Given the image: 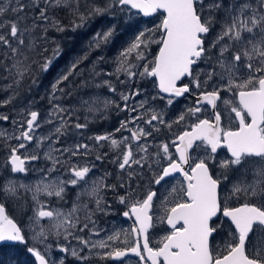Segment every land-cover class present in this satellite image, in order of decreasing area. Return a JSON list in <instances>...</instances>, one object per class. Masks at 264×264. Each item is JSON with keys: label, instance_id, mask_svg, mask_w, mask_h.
I'll return each mask as SVG.
<instances>
[{"label": "rangeland", "instance_id": "1", "mask_svg": "<svg viewBox=\"0 0 264 264\" xmlns=\"http://www.w3.org/2000/svg\"><path fill=\"white\" fill-rule=\"evenodd\" d=\"M72 5L0 0V200L10 217L26 222L25 242L47 264H121L110 256L130 238L122 213L132 204L140 207L153 193L149 241L161 248L169 236L165 219L184 187L179 178L158 181L176 160L170 140L191 124L150 78L163 15L143 19L121 5L120 13L110 10L94 25L84 18L80 26ZM195 6L208 29L198 83L208 80L230 102V88L245 90L264 72V0ZM187 111L195 120L193 107ZM13 149L26 161L25 175L12 174ZM202 151L223 179L224 200L264 199V160ZM42 209L51 217L40 218ZM251 243L264 256V230Z\"/></svg>", "mask_w": 264, "mask_h": 264}, {"label": "water", "instance_id": "2", "mask_svg": "<svg viewBox=\"0 0 264 264\" xmlns=\"http://www.w3.org/2000/svg\"><path fill=\"white\" fill-rule=\"evenodd\" d=\"M123 6L130 8L138 13L143 19H149L157 14H162L160 29L163 34L162 41L155 57L154 67L151 75L155 78L156 87L162 96L181 97L187 92L186 86H180L178 83L185 77L190 76L191 67L200 57L203 45L202 36L207 33V28L202 24L199 16L196 13L194 0H119ZM238 99L245 111L251 117L249 124L239 123V126L234 131H229L224 134V142L220 143L219 133L220 128L218 123L215 124L213 131L210 130V125L205 121H200L190 130L183 132L177 138L175 151L178 161L167 166L158 182L178 173L181 169H177L180 163L188 162V152L196 142L205 140L209 143L212 151H215L220 146L227 149L229 155L233 158H238L242 154L252 156L264 155V138L261 136L259 127L264 120V78L260 81L259 89L253 92L240 91ZM201 101L198 99L196 104ZM37 114L33 112L27 122V132L36 122ZM24 159H20L15 154L10 158V163L13 173H25ZM202 169L203 177H197L194 184L188 187V195H191L193 202L189 204L191 209H196L200 205V196H209V199L214 201L215 211L211 214L214 216L217 210V190L208 191L205 182L210 183L207 169L204 164H198L192 170V173L200 172ZM204 186V191H197L198 185ZM153 193L144 201L138 208L136 215V223L140 230L142 244L146 259L150 264H156V255L160 254L167 264V260L171 257L172 264H192L194 260L200 259L201 255L206 253L209 255L208 241L211 230L208 228L209 218H190L185 212L188 205L180 204L170 210L167 226L172 229L179 223H183L185 227L181 230H176L171 234L157 251H152L147 247L145 242V234L150 226L151 217L149 211L153 199ZM210 200L203 205L209 206ZM228 218L234 222V225L239 229L243 228L244 233H241L239 244L234 251L228 256L218 261L217 264H264L254 259H248L243 254V244L246 241L247 234L251 230L253 223H260L264 227V211L259 210L254 206H244L233 209L227 212ZM40 218L51 217V211L42 210L39 212ZM6 218V212L3 205L0 204V224ZM20 226L12 219H7L0 226V245L17 243L16 235H20ZM191 242L195 248L193 255H188V247L186 244ZM170 248L177 249L176 253L168 254ZM36 264H47L46 260L32 252ZM209 260V256H207Z\"/></svg>", "mask_w": 264, "mask_h": 264}, {"label": "flooded vegetation", "instance_id": "3", "mask_svg": "<svg viewBox=\"0 0 264 264\" xmlns=\"http://www.w3.org/2000/svg\"><path fill=\"white\" fill-rule=\"evenodd\" d=\"M196 2L197 0H194V4H196ZM195 9H196V6H195ZM201 48L203 52L201 53L200 57L196 60V63L192 65L190 76L183 78L178 83V85L180 86L181 85L186 86L187 92L181 97L164 96L167 99H175L180 104V106L183 108V111H185L184 112L185 115H183L182 117L184 119H187V117L189 116V121L191 124V125L186 124L184 127H181L182 131L179 134H177V137H173L170 140L173 143L174 151H175V146L177 144L178 136L182 134L183 132L190 130L194 125H196L200 121H205L206 123L210 125L209 128L211 131H213V137L210 136L211 138H215V135H214V130L216 127L215 124L216 122L218 123L219 128L221 130L219 133L220 138L218 140V142L220 143L224 142V134L229 131L236 130L240 122L244 124H249L251 121V117L248 115L247 111H245L244 108L242 107L240 100L238 99V93L240 91L253 92V91L258 90L260 81L264 78V72L261 74V76H257L256 74L254 77H252L249 80L250 82L248 83L245 90H234L230 88L229 91L231 92V94L228 95L230 102H228V100H224L225 91L223 89L218 88V87H211L208 80L206 81L204 86L198 83V81L203 78L206 72L205 69L201 70L199 68H196V67H203L204 65L203 59L205 57V54L207 53V48L205 45V36L203 38V45ZM102 74L103 73H99L101 77H102ZM150 78L155 81V78L151 75V73H150ZM80 92H81V89H80ZM198 99H200L203 102L196 104V101ZM192 107L194 109L193 113L195 114V116H197L195 120L193 119V115H190L187 111L188 108H192ZM226 112L230 113L231 116L227 117ZM259 129L261 132V136L264 138V120L261 126L259 127ZM24 138L26 140L28 139L26 133L24 134ZM29 140L31 141L32 139L29 137ZM205 148L208 149L210 157L218 156L220 153L221 154L226 153L227 156L231 157L226 148L220 146L215 151H212V149L209 146V143L206 142L205 140H201L199 142H196L193 145V147L189 150L188 162L185 164L179 162V166H177V169L178 168L181 169V173L172 175L168 177L167 180H165L166 182L170 180L171 178H179L180 181L183 183V187H184L181 200H179L177 204H175L169 209L167 217L165 219V224H166V220L168 219L170 210L180 204L188 205L187 208H185V212L189 214L190 218H198V217L209 218L208 223H207L209 230H211V234L209 235V241H208L209 255L205 251V253L201 255L200 259L194 260L193 258L192 264H217L218 261L228 256L232 251H234V249L237 248L239 244V240H240V235L241 233H244V229L243 228L238 229L234 225V222H232L228 218L227 212L233 209H236V208L244 207V206H254L258 208L259 210L264 211V199L255 198V199H248L247 201H243V202L223 199V196H222V188L224 185L223 179L218 178L217 170L214 167L212 160L210 159L207 160L204 157H202L203 155L202 150H204ZM11 152H12L11 156L7 159L10 164V167H11L10 158L12 157L13 154L18 156L20 159H24V158H21L20 155L17 154V152L14 149ZM175 155H176V160L174 162L178 161L176 151H175ZM245 158L264 160V155L256 157L252 155L242 154L238 158L231 157V159H234V160L236 159L243 160ZM25 162L26 161H24V163ZM0 163H1V156H0ZM198 164L205 165L207 172H208V176L211 178L210 183L205 182V184L207 185L205 186L207 190L210 192L213 191L214 188L217 190V203H216L217 210L214 216H211V214L215 211L214 201L212 199L210 200L209 196H205V197L200 196L199 197L200 205H198L195 210L191 209V207L189 206V204L193 202V198L191 195H188V187L194 184V180L196 181L197 177H201V183L203 184L202 179L203 177H205L203 175L202 169L200 170V172L192 173V170ZM25 166H26V163H25ZM225 170H229V168L226 167ZM11 171H12V167H11ZM12 174L25 175L26 170H25V173L23 174L20 172H17V173L12 172ZM227 177L229 176L227 175ZM202 184L196 187L197 191H201V192L204 191V186ZM262 193L264 195V185L262 188ZM209 200H210L209 206L203 205L204 203H207ZM0 204H1V200H0ZM154 205H155V198L152 199V202L150 205L151 209L149 211V214L151 218H152L151 214L154 210ZM3 207L6 212V218L5 220L1 222L0 226L7 219H12V217L8 215L6 207L4 205ZM138 208H139L138 205L132 204L128 212L124 211L122 213V216L129 221L128 231H129L130 238L128 242L121 243L120 247L115 251L117 253L113 257H111L112 255L110 256L111 261L116 260V261H119L121 264H126L127 262L136 264L138 261L140 262V264H150L149 261L146 259L141 237H140V230L138 229V226L136 223V215L138 214ZM26 212H27V209H26ZM99 217H101V215H99ZM20 221L21 223H19V226H20L21 232H20V235H16L17 243L15 244H20L21 247L25 249V252L27 251L28 254L31 255L33 262H30L29 264H36V261L32 255V252H37V251L34 250L33 247H31L29 244L25 242L26 236H25L24 226L26 222L21 219ZM150 224H152V221ZM184 227L185 225L182 222L172 229L168 227L169 232H170L169 236L173 234L174 231L181 230ZM95 228L97 229L98 227H95ZM150 228L151 226L146 230L145 242L148 244V247L152 248L153 250H158L160 247L158 248V247L152 246L149 241V232L151 230ZM259 229L264 230V227L260 223H253L251 225V230L247 234L246 241L243 244V254L248 259H254L258 262H264V256L260 255L261 250H259V253H258L255 245H252L251 243L252 237L255 235V232ZM5 245H10V244H1L0 246H5ZM11 245H14V244H11ZM186 246L188 247V250H187L188 255L194 256V254H192L191 252H194L195 248L193 247L191 242H188ZM176 252H177V249L170 248L168 251V254L171 255L172 253H176ZM207 256H209V260ZM171 257L172 255L169 256L167 260L170 264H172ZM25 263L26 261H23V260L21 261V264H25ZM155 263L156 264H167L166 260H164L160 254L156 255Z\"/></svg>", "mask_w": 264, "mask_h": 264}, {"label": "trees", "instance_id": "4", "mask_svg": "<svg viewBox=\"0 0 264 264\" xmlns=\"http://www.w3.org/2000/svg\"><path fill=\"white\" fill-rule=\"evenodd\" d=\"M108 2L109 0H73V5L70 6V14L73 15L74 18H77L79 22L81 21L79 24L80 26L83 23L84 18H88L89 21H95L89 24L94 25L96 24V21L101 20L102 18H107L105 15L110 10L120 13L116 10H119V8L121 9L122 7L118 0L112 1V8L107 7ZM11 217L18 224L21 223L17 214H13ZM0 260H5V263L2 264H21L22 260L26 261L25 264L33 262L31 255H29L27 251L25 252V249L21 247L20 244L0 246Z\"/></svg>", "mask_w": 264, "mask_h": 264}]
</instances>
